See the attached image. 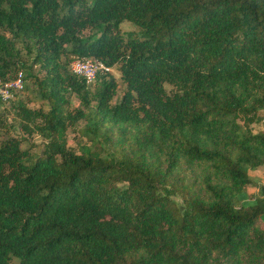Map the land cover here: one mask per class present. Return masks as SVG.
Listing matches in <instances>:
<instances>
[{"label":"trees","instance_id":"16d2710c","mask_svg":"<svg viewBox=\"0 0 264 264\" xmlns=\"http://www.w3.org/2000/svg\"><path fill=\"white\" fill-rule=\"evenodd\" d=\"M23 72L48 109L15 106L39 151L0 137V264H264V0H0Z\"/></svg>","mask_w":264,"mask_h":264},{"label":"rangeland","instance_id":"374dc122","mask_svg":"<svg viewBox=\"0 0 264 264\" xmlns=\"http://www.w3.org/2000/svg\"><path fill=\"white\" fill-rule=\"evenodd\" d=\"M121 31L124 34L131 31L137 32L138 27L133 23L124 22L121 24ZM18 46L21 47V45ZM21 55L23 59H27L26 52H24V50H21ZM79 59L83 60L81 58L75 57L72 63ZM72 63L71 68L73 69ZM33 69V75L39 74L37 66L33 67ZM109 71L118 82V94H120L122 89V81L119 70L117 67H113L109 69ZM21 77L23 79V87L18 90H13V96L10 99L0 100V137L3 139L8 136L19 137L25 135L23 138H26L27 140L22 142V148H31L32 152L39 151L43 145V139L36 134L29 136L20 129V121L15 115V106L18 104H24L32 109L38 107L48 109V106L44 100L40 99V92L35 82L30 77H27L25 72L21 74ZM165 86L167 90H171V86L168 84ZM70 101L72 106L77 104V99L75 97H72ZM78 123L79 124L75 127L69 128L67 130L68 139L72 144H74L78 138V128L83 126V121ZM252 128L254 132H257L264 129V126L262 123H258L253 124ZM249 174L253 180V184L246 188L244 195L245 201H253V197L258 195L259 187L264 184V165L256 170L250 171Z\"/></svg>","mask_w":264,"mask_h":264},{"label":"built area","instance_id":"2783aa9c","mask_svg":"<svg viewBox=\"0 0 264 264\" xmlns=\"http://www.w3.org/2000/svg\"><path fill=\"white\" fill-rule=\"evenodd\" d=\"M71 70L86 79L88 83L94 81L97 71H107L109 68L105 67L100 61L93 60L91 58H86L83 60H76L72 63ZM23 87V80L21 74L14 80L7 81L4 83L0 82V100L10 99L13 94V90H18Z\"/></svg>","mask_w":264,"mask_h":264}]
</instances>
